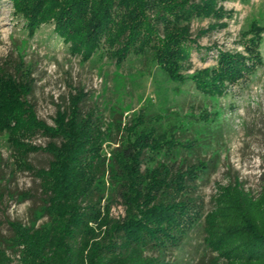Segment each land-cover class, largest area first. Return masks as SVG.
Masks as SVG:
<instances>
[{
  "label": "trees",
  "instance_id": "obj_1",
  "mask_svg": "<svg viewBox=\"0 0 264 264\" xmlns=\"http://www.w3.org/2000/svg\"><path fill=\"white\" fill-rule=\"evenodd\" d=\"M13 1L30 34L52 23L84 61L99 48L116 65L149 51L166 77L179 83L186 80L182 69L198 38L225 25L230 15L217 0ZM193 17L215 20L193 34ZM263 30L253 21L242 34L243 52L216 48L215 64L189 79L207 95L222 94L225 84L262 62ZM29 74L19 67L0 73V135L17 168L38 179L41 198L28 224L10 227L13 244L22 246L21 264H164L146 251L177 246L202 215L204 241L215 253L211 264H264V165L257 189L237 179L216 183L211 207L203 213L197 180L213 160L192 162L182 155L194 152L199 142L178 135L177 118L142 105L125 121L119 112L105 122L96 105L86 106L87 92L77 88L57 105L48 124L28 99L34 87ZM35 136L47 141L32 142ZM37 152L50 156L45 167L28 160ZM116 200L124 211L118 217L111 214Z\"/></svg>",
  "mask_w": 264,
  "mask_h": 264
},
{
  "label": "rangeland",
  "instance_id": "obj_2",
  "mask_svg": "<svg viewBox=\"0 0 264 264\" xmlns=\"http://www.w3.org/2000/svg\"><path fill=\"white\" fill-rule=\"evenodd\" d=\"M217 4L230 12L223 19L226 24L198 38L199 46L191 50L182 69L186 80L179 83L166 77L149 51L130 54L116 65L104 48H99L84 61L70 51L52 23H43L30 34L14 1L0 0V73H15L18 67L24 74L30 71L34 87L28 99L37 117L48 124H52L57 105L77 88L87 92L86 106L96 105L105 122L118 117L119 112L125 121L142 105L177 118L171 119L180 124L178 135L199 142L194 152L182 155L192 162L213 160L197 180L205 213L211 207L216 183L237 179L245 187L257 189L264 165V30L258 47L262 62L235 83L225 84L222 94L207 95L189 79L197 70L215 64L216 48L243 52L242 34L253 21L264 27V0H217ZM214 20L193 17L190 30L195 34ZM113 131L115 135V128ZM46 141L42 136L32 138L42 145ZM103 148L109 156L106 143ZM14 156L4 135H0V264H21L22 246L14 245L17 240L10 227L12 222L28 224L33 209L41 204L38 179L29 171L19 170ZM49 158L44 152L28 155L36 167H45ZM123 213V206L116 200L111 214L118 217ZM146 252L159 255L164 264H211L215 258L204 241L203 215L177 246L163 253Z\"/></svg>",
  "mask_w": 264,
  "mask_h": 264
}]
</instances>
